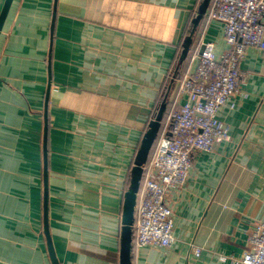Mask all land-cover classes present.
Returning <instances> with one entry per match:
<instances>
[{"label": "crops", "instance_id": "crops-1", "mask_svg": "<svg viewBox=\"0 0 264 264\" xmlns=\"http://www.w3.org/2000/svg\"><path fill=\"white\" fill-rule=\"evenodd\" d=\"M203 2L13 1L0 35V264H51L46 188L60 264H120L125 194L157 108L167 119L185 103L180 81L205 43L229 50L213 0L194 24ZM239 67L235 106L218 113L228 139L194 154L168 195L175 242L133 243L132 264H234L252 250L264 222V51L249 48Z\"/></svg>", "mask_w": 264, "mask_h": 264}, {"label": "built area", "instance_id": "built-area-1", "mask_svg": "<svg viewBox=\"0 0 264 264\" xmlns=\"http://www.w3.org/2000/svg\"><path fill=\"white\" fill-rule=\"evenodd\" d=\"M210 16L223 25L229 50L218 56L215 44L205 43L196 71L180 81L185 103L167 116L171 131L144 168L138 193L133 228L140 248L170 247L175 242L168 195L187 181L194 154L211 153L228 139L229 127L218 113L235 106L242 78L239 66L247 50L264 51V0H213ZM249 245L252 250L234 264H264V222L257 224ZM193 252L201 254L196 247Z\"/></svg>", "mask_w": 264, "mask_h": 264}, {"label": "water", "instance_id": "water-1", "mask_svg": "<svg viewBox=\"0 0 264 264\" xmlns=\"http://www.w3.org/2000/svg\"><path fill=\"white\" fill-rule=\"evenodd\" d=\"M14 0H5L3 8L0 13V35L3 30L4 24L7 20L9 12L11 10ZM210 0H204L199 9V15L194 20V24L198 25L205 15L207 8L209 6ZM191 37H188L184 44L183 54L186 55L191 44ZM49 95V92H48ZM48 97V96H47ZM48 102V99H47ZM166 105L162 104L157 116L153 122L149 125V129L145 133L140 148L137 152L135 159V166L131 172V180L129 188L125 194L124 206H123V218H122V235H121V247H120V264H132V249H133V227L135 220V211L138 200V193L144 173V166L148 160L151 148L155 142L157 132L161 125V122L164 117ZM44 153H45V162L47 163V127H46V136L44 142ZM45 182L47 184V169L45 168L44 174ZM45 235L48 243V252L51 264H60L57 254L51 239V234L49 231L48 224V193L47 188L45 191Z\"/></svg>", "mask_w": 264, "mask_h": 264}, {"label": "trees", "instance_id": "trees-1", "mask_svg": "<svg viewBox=\"0 0 264 264\" xmlns=\"http://www.w3.org/2000/svg\"><path fill=\"white\" fill-rule=\"evenodd\" d=\"M187 58V57H186ZM184 61H186V60H184ZM183 61V62H184ZM182 62V63H183ZM159 109L160 108H157V110H156V114H157V112L159 111ZM166 117H165V115H164V117H163V120H162V122H161V125H160V127H159V130H158V132H157V136H156V139H155V142H154V144H153V146H152V148H151V151H150V154H149V157H148V160H147V162H146V165L144 166V168L148 165V163L152 160V158L154 157V155H155V153H156V151H157V147H158V144H159V142H160V140H161V138L163 137V136H165V135H167V133H169L171 130V128H170V126L166 123ZM139 148H140V145H139V147H138V149H137V152H138V150H139ZM144 177V176H143ZM143 177H142V179H143ZM135 239H136V232H135V230H134V228H133V243L135 242Z\"/></svg>", "mask_w": 264, "mask_h": 264}]
</instances>
